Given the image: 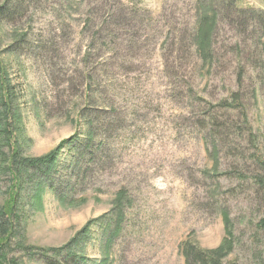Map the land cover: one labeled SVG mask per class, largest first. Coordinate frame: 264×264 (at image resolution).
<instances>
[{
    "label": "rangeland",
    "instance_id": "obj_1",
    "mask_svg": "<svg viewBox=\"0 0 264 264\" xmlns=\"http://www.w3.org/2000/svg\"><path fill=\"white\" fill-rule=\"evenodd\" d=\"M235 1L239 8L264 11V0ZM4 3L0 49L25 40L16 54H1L8 105L18 115L1 121L3 127L8 124L10 137L0 130V222L9 230L0 243V264H45L41 250L62 246L89 219L107 212L119 189L132 197L133 207L111 247L110 264H189L181 242L190 237L201 248H216L224 237L223 212L234 241L224 263L264 264V228L258 225L264 218V47L259 30L249 26L238 34L220 20L212 66H201L191 44L189 51L175 54L179 76L168 87L160 60L166 27H175L189 44L188 32L203 12L193 0H0V6ZM39 38L46 50L29 51ZM105 45L112 46L117 60L118 107L95 113L93 104L86 106L113 146L94 164L85 158L88 180L74 188L58 184L64 203L46 191L35 205V182L8 190L15 182L2 158L13 150L23 157L43 155L82 126V65L94 67ZM233 92L240 93L248 126L239 108H211ZM207 114L217 122L216 151ZM107 116H112L110 124ZM61 153L66 160V152ZM92 235L85 264H96L103 254L100 230Z\"/></svg>",
    "mask_w": 264,
    "mask_h": 264
},
{
    "label": "trees",
    "instance_id": "obj_2",
    "mask_svg": "<svg viewBox=\"0 0 264 264\" xmlns=\"http://www.w3.org/2000/svg\"><path fill=\"white\" fill-rule=\"evenodd\" d=\"M196 10L202 9L196 28L188 32L189 44H185L184 36L178 34L175 27L167 25L166 38L161 45V49L165 51L160 55L162 62L161 67L165 74V79L168 81V87L174 85L178 78V69H180V57L175 54L189 51V48L195 44L196 51L201 59V66L208 69L214 62V33L217 29L218 22L224 21L227 24L235 27L238 34L247 30L251 26L259 30L261 44L264 47V11L254 8H239L235 0H193ZM208 3V4H207ZM205 4L208 7H204ZM7 9L6 3L0 6V20L5 15ZM206 10H210L211 14H206ZM8 13V12H7ZM163 15V14H162ZM161 15V16H162ZM244 28V29H242ZM242 29V30H241ZM186 34V33H185ZM56 36V35H55ZM25 37L15 41L7 46L4 50L0 49V130L6 133V139L9 141L10 129L8 124L2 126L1 121L8 122L9 115L17 118L18 112L8 105L10 95L6 90L9 88L5 65L2 61L1 54L3 51L16 54L19 48H22V42ZM44 38L36 39L33 45L28 46V50L45 51ZM167 47V48H166ZM235 47H239V42L235 43ZM111 49V50H110ZM104 54L99 56V59L94 64L86 63L82 65L83 71L86 73L83 78V88L80 93V99L84 102L83 107L78 111L79 117L82 119V126L78 128L67 138L62 139L47 153L36 157L19 156L17 151H12L8 157L4 154L2 161H8V166L5 167L11 176V181L15 182L9 187L11 190L15 186V190L21 189L24 184H29L33 181L31 198L35 205H39L43 198V193L50 191L56 194L62 203L65 202V197L60 191L58 184L63 183L67 187L74 188L75 183H83L90 178V168L84 164L85 158L89 156L90 163L94 164L97 155L104 156L106 151L110 150L113 143L105 140L103 132L97 130V115L91 116L90 108L86 105L93 104L94 112L100 113L105 111H115L118 107V98L116 86L114 83L117 60L113 56L111 45H105ZM32 54V53H30ZM90 55L87 50L83 57L88 58ZM82 64V63H80ZM92 67V68H91ZM88 68V69H87ZM240 74V73H239ZM241 75L238 76V80ZM239 108L245 126H248L247 113L241 102L240 93L233 92L228 99H221L216 105L211 108ZM89 108V109H88ZM89 113V114H88ZM209 117V136L213 139V147L216 151L215 133L217 130V122L212 114H207ZM105 120L110 124L112 116H107ZM10 122V121H9ZM14 149V148H13ZM66 152V160L62 159L61 152ZM217 159V158H215ZM65 169L66 178L61 181V170ZM32 176V178H31ZM127 191L123 189L117 190L111 199V208L94 218L89 219L78 231L62 246L52 247L41 250L40 254L45 264H85L87 257L85 248L93 238L95 229H99L102 237L101 247L103 254L96 264H110V250L115 240L124 231V224L128 214L133 207V201L129 198ZM132 198V197H131ZM4 213V212H3ZM223 222L225 225L224 237L220 244L213 249H204L190 237H187L181 242L180 248L185 257V260L190 264H225V257L233 248V235L230 229V219L226 212L222 213ZM258 225L264 228V218L261 219ZM9 233L8 227L4 222H0V243L5 242L6 234ZM229 264H238L235 261Z\"/></svg>",
    "mask_w": 264,
    "mask_h": 264
}]
</instances>
